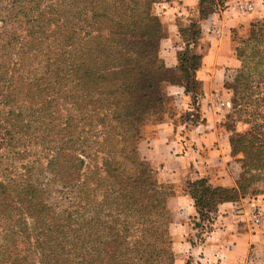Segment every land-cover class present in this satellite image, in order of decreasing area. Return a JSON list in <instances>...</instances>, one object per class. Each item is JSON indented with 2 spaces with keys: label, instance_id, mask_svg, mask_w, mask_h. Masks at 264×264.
I'll return each mask as SVG.
<instances>
[{
  "label": "trees",
  "instance_id": "1",
  "mask_svg": "<svg viewBox=\"0 0 264 264\" xmlns=\"http://www.w3.org/2000/svg\"><path fill=\"white\" fill-rule=\"evenodd\" d=\"M158 2L0 0V264L176 263L174 186L155 178L140 144L148 123L164 122L169 85L193 95L198 112L182 119L201 121L203 32L181 29L167 66ZM213 3L201 0V20ZM236 42L227 87L248 125L230 136L231 155H243L236 186L199 178L186 189L206 232L219 204L264 196V19Z\"/></svg>",
  "mask_w": 264,
  "mask_h": 264
},
{
  "label": "crops",
  "instance_id": "2",
  "mask_svg": "<svg viewBox=\"0 0 264 264\" xmlns=\"http://www.w3.org/2000/svg\"><path fill=\"white\" fill-rule=\"evenodd\" d=\"M246 1L228 0L224 11L213 13L204 20L200 17L201 0H164L162 3L161 17L168 31L166 41L171 45L169 51L162 50L167 66L178 64V51L184 44L181 29L199 22L203 32L197 48L203 54V64L197 72L204 93L198 106L201 121L182 120L183 112H198L193 95L187 94L181 86L169 85L166 90L174 114L168 115V119L157 126L155 136L140 144L142 155L153 168L161 171V179L172 184L178 192L169 199L175 218L173 225L179 227L177 236H173L174 245L179 242L180 246L177 245L181 249V253L176 251V264L180 261L181 264H264L263 195L219 204L212 229L199 241V229L195 226L199 221L197 207L186 190L189 180L199 178H208L214 186L235 187L241 171L240 164L231 155L230 136L222 125L224 115L210 112L208 99L211 80L220 75V70L229 72L239 68L235 43L231 41L233 30L247 31L252 22L264 18V0L255 1L254 12L244 13ZM210 34H216L217 38H210ZM174 163L176 166L172 167ZM169 170L173 174L167 172ZM254 207L263 214L260 225L241 214L242 210H253Z\"/></svg>",
  "mask_w": 264,
  "mask_h": 264
},
{
  "label": "rangeland",
  "instance_id": "3",
  "mask_svg": "<svg viewBox=\"0 0 264 264\" xmlns=\"http://www.w3.org/2000/svg\"><path fill=\"white\" fill-rule=\"evenodd\" d=\"M256 0H247L246 3L244 4V10H246L244 13H249V12H254L255 9H256ZM164 2V0H160V2L156 3L155 6H154V12L156 14H158L159 16H161V13H162V9H163V5L162 3ZM226 4L227 2L225 3H222V1L220 0H214V3L212 5H210L215 11H217L216 13L217 14H220L222 11L225 10L224 7H226ZM264 18L260 19V20H263ZM248 30H242V29H234L233 30V33H231V41L233 43H235V47L237 45V42L236 40H239L243 37H246L247 36V33H248ZM217 38V35H212L210 34V38ZM162 48H164L166 51H169L171 49V45L169 42L167 41H164L163 44H162ZM229 51L227 50V53ZM235 58H236V55H235ZM240 66V63H238ZM238 69L237 68H232V70H230L229 72L225 71L224 69H221V73L220 75H217L216 79H213L211 80V91L209 92V99H208V103H209V108L208 110H210V112H218L219 114H223L224 115V118L222 119V125L224 127V129L226 130V133L229 135V136H232L233 133L236 131V132H244L248 129V125L236 120V118L233 116V91L231 89H229L227 86L228 84L232 83V80H233V77L234 75L236 74V70ZM217 78H219L220 81L217 80ZM222 79H225V81H223ZM225 83L227 85H225ZM201 102V100H200ZM197 107V106H196ZM200 109V108H198ZM201 111V110H200ZM174 114V108L173 107H170V104L168 105V111H167V114L165 115V119H164V122L168 119V115H171L173 116ZM201 116V114H199ZM228 115H232V119L228 120L227 117ZM199 119V118H198ZM196 119V120H198ZM201 119V117H200ZM183 121L185 120L184 118L182 119ZM195 120V119H194ZM179 121V120H178ZM163 122V123H164ZM188 122H191V120H188ZM162 123H158V122H150L148 123V125L145 126L144 130H143V136H144V140H148L150 138H152L153 136H155L156 132H157V126L160 125ZM144 157V156H143ZM234 160H238V159H241L243 157L242 154H238L236 156H232ZM145 160H147L145 157H144ZM147 162L149 163L150 167L155 171L154 175H155V178L159 181V182H162L164 185H169L171 186L170 183H166L163 179H161L159 173L161 172L159 169H156V168H153V166L151 165V163L147 160ZM173 166H176V163L172 164V167ZM163 167V166H162ZM171 174L172 171H167ZM177 171L175 170L174 173H176ZM171 180V178L169 179ZM264 186V185H263ZM172 188V187H171ZM172 192V197L176 196L178 194L177 190L173 187L171 190ZM260 196V195H259ZM257 197V196H256ZM250 198V197H248ZM255 198L252 197V199ZM258 210L260 212V215L261 217L263 218V214L261 213V210L257 207H254V209H250L248 211H244L242 210L243 212V215H247V217L251 219V216L254 211ZM172 211V210H171ZM241 213V214H242ZM172 215H173V222L171 224V238L173 240V236H177V232L179 231V227L177 226V224H174V214L172 212ZM251 222L254 223V221L252 220ZM262 223V222H261ZM208 220L205 221V223L203 224V227L199 228V232H198V239L199 241L201 239H204V234H206V229L208 228ZM255 224V223H254ZM257 225V224H256ZM260 225V224H259ZM173 242L175 243V241L173 240ZM179 246H180V243L179 242H176ZM176 244V246L174 248L175 249V253L177 254L176 251H179V253H181V249L180 247H178V245ZM178 253V255H179ZM177 261V259H176ZM176 264V263H175ZM179 264V263H178ZM180 264H181V261H180Z\"/></svg>",
  "mask_w": 264,
  "mask_h": 264
},
{
  "label": "built area",
  "instance_id": "4",
  "mask_svg": "<svg viewBox=\"0 0 264 264\" xmlns=\"http://www.w3.org/2000/svg\"><path fill=\"white\" fill-rule=\"evenodd\" d=\"M243 212V211H242ZM241 212V213H242ZM251 219L254 221L255 224L259 225L262 222V217L260 215V212L258 210L254 211L253 213H251ZM243 215V213H242Z\"/></svg>",
  "mask_w": 264,
  "mask_h": 264
}]
</instances>
